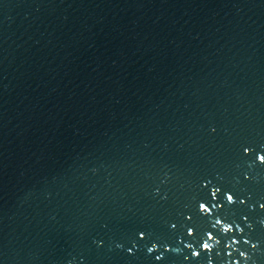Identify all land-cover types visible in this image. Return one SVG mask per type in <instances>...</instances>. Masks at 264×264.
Instances as JSON below:
<instances>
[{"label":"water","instance_id":"water-1","mask_svg":"<svg viewBox=\"0 0 264 264\" xmlns=\"http://www.w3.org/2000/svg\"><path fill=\"white\" fill-rule=\"evenodd\" d=\"M257 154L264 0H0V264H264Z\"/></svg>","mask_w":264,"mask_h":264},{"label":"snow or ice","instance_id":"snow-or-ice-1","mask_svg":"<svg viewBox=\"0 0 264 264\" xmlns=\"http://www.w3.org/2000/svg\"><path fill=\"white\" fill-rule=\"evenodd\" d=\"M243 151L245 153H248L249 151H251V149L249 147H244ZM256 159L260 163L264 164V155L257 154ZM207 183L211 184V181H207ZM218 193H222L219 200H217V194ZM212 201H217V202L214 203ZM222 202L226 203L228 205H231V204H234L237 202L243 204L244 200L240 199V198L234 199V195L230 194L229 191H227V190L222 191V189L220 187H214L213 191H212V200L199 202L198 210L204 216L205 219H214V223L211 224L212 229H216L217 226H221V227H219V229L222 232L229 233L233 229L234 222L229 223V222H227L225 217L216 215L212 211L213 209H217V208L221 207ZM259 207L261 209H264V203H260ZM244 219L247 220V217H245ZM260 224L262 226H264V220H261ZM172 227L174 228L175 225H172ZM236 227H237L238 231L241 230L238 225ZM249 227H251V225H249ZM186 234H187V236L191 237L193 235V228L188 227L186 230ZM145 235H146V233L143 231H141L139 233L140 237H144ZM205 235L207 238L202 239V242L199 244V249L210 250L212 248V243H210V241L215 242V243H218V241H214L213 233L211 231L206 232ZM245 243H249V241L246 240ZM185 246L191 250V256L192 257H198L200 255V251L197 250L196 248H193L191 243H188ZM256 246H257L256 244L252 245V247H256ZM117 247L119 248V247H121V245L118 244ZM169 247L170 246L167 243L152 242L151 246L147 247L146 251H147V253L152 254L158 248H162L163 251H161L160 254L154 256L155 261H161L164 258V253L169 250ZM134 248H135V245H133V247H131V248H128L127 251L129 253H132ZM171 250L176 251V249H174V248ZM240 255L245 256V253L240 252ZM185 259H188V257H185ZM209 264H211V257L210 256H209Z\"/></svg>","mask_w":264,"mask_h":264}]
</instances>
